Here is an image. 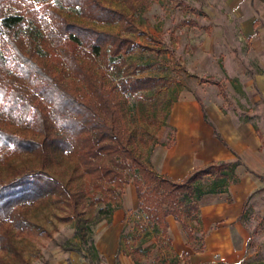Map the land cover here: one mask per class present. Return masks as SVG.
Listing matches in <instances>:
<instances>
[{
	"label": "trees",
	"instance_id": "1",
	"mask_svg": "<svg viewBox=\"0 0 264 264\" xmlns=\"http://www.w3.org/2000/svg\"><path fill=\"white\" fill-rule=\"evenodd\" d=\"M57 3L86 19L117 24L121 32L69 20L50 5L37 13L29 1L0 0V162L8 164L10 157L22 154L37 159L35 168L9 165V178L0 176V251L18 255L10 231L26 225L21 206L46 199L60 207L71 203L69 187L46 170L64 155L75 159L88 192L106 205L98 207L94 222L110 215L111 201L131 176L140 219L121 230L120 248L135 264L186 263L185 253L180 259L164 253L170 247L164 218L173 216L187 243L200 251L203 244L195 245L199 238L189 223L199 221L203 197L227 192L229 183L238 180L237 166L248 168L236 157L196 166L178 181L157 173L148 157L141 158L130 146L135 135L126 128L119 104L122 94L165 84L164 78L143 73L151 63L123 56L133 48L137 24L127 12L101 0ZM128 3L145 9L149 0ZM75 233L79 242L64 248L93 264L98 250L88 226L77 220ZM148 257L150 262L143 261ZM0 264H8L1 254Z\"/></svg>",
	"mask_w": 264,
	"mask_h": 264
},
{
	"label": "rangeland",
	"instance_id": "2",
	"mask_svg": "<svg viewBox=\"0 0 264 264\" xmlns=\"http://www.w3.org/2000/svg\"><path fill=\"white\" fill-rule=\"evenodd\" d=\"M25 1L31 2V8L37 13L43 12L45 5H50L56 7L69 20L102 30L121 32L117 24L96 22L78 15L74 9L60 8L57 0ZM101 1L124 10L138 25V30L131 34L134 39L133 48L123 56L127 60L151 63L152 66L143 73L157 75L165 80V84L155 90L122 94L119 97L125 126L135 135V141L130 144L135 153L147 159L151 145L153 148L156 144L165 143L167 137L170 138L168 135L162 136L160 129L162 126L167 128L165 122L169 108L184 93L193 94L203 104L212 102L222 113L230 114L234 118L250 120L264 139V97L256 99L258 89L254 79L256 74L264 70V65L255 62L258 56L264 58V49L255 48V42L264 44V31H256L252 36H246L240 29H235L230 23L224 25L223 20L211 17L203 9L196 10L194 15L190 12L180 13L176 7L177 1L156 0L151 2L152 6L147 10L132 8L128 0ZM132 4H137V0H132ZM188 4L194 3L190 1ZM25 18L30 19L31 14L25 13ZM261 24L262 19H256L255 25L259 27ZM247 80L249 83H246ZM141 104L146 109L144 115H141ZM167 130L172 135L169 127ZM8 162H0V176L3 180L10 176L9 165L24 169L37 167V159L32 154L10 157ZM46 170L69 187L73 195L70 198L71 203L60 207L46 199L21 206L20 210L27 219L26 225L21 230L13 228L10 231L18 255L0 251L8 264H46L54 255L66 254V245L79 242L75 233L77 220L83 226H88L94 244L98 247V240L113 220L112 214L117 209L124 210V197L129 184H132L131 176L121 190L116 189L121 193L111 201L113 209L110 215L94 222L96 210L104 203L95 199L97 195L88 192L87 181L75 159L59 155L58 161ZM241 170L243 168L239 165L235 173H241ZM244 174L249 176L254 188L246 198L242 221L250 230L251 245L258 249L260 258L264 260V189L257 187L259 180L264 184V176L249 174L246 170ZM226 196V193L218 196L207 194L203 201ZM64 216L68 217L63 219ZM114 218L116 222L117 219ZM138 219L140 214H137L136 207L128 209L123 228L128 230ZM182 234L185 239L183 232ZM197 237L202 239L200 233ZM199 239L197 246H200ZM73 252L88 263L80 253ZM108 260L109 262L106 258L102 259V254L98 251L93 264H116L115 256ZM150 260L151 257L143 259L147 263ZM183 263L180 260L179 264ZM205 264L231 263L215 260Z\"/></svg>",
	"mask_w": 264,
	"mask_h": 264
},
{
	"label": "crops",
	"instance_id": "3",
	"mask_svg": "<svg viewBox=\"0 0 264 264\" xmlns=\"http://www.w3.org/2000/svg\"><path fill=\"white\" fill-rule=\"evenodd\" d=\"M154 1L156 0H149L145 9H150L151 2ZM170 1L178 2L176 7L180 13L190 12L194 15L196 10L203 9L211 17L223 20L224 25L230 23L235 29H240L246 36H252L256 31H264V0ZM190 1L194 4H188ZM258 18H261L263 23L259 27L255 25ZM255 43V48L264 49V44ZM255 62L264 65V58L258 56ZM254 79L258 89L256 99L264 97V70L256 74ZM246 83H249V80ZM165 123L167 128L162 126L160 134L168 135L171 139L167 137L165 143L154 145L148 158L157 173L178 181L196 166L214 160H232L236 157H239L248 169L241 165L243 170L237 174V181L229 183L225 192L226 197L202 200L200 203L199 221L189 223L194 227V235L200 233L202 237L200 243L203 247L200 251L193 250L187 243L180 225L173 216H166L164 220L170 247L164 253H175L179 259L185 253L187 264H205L215 260L231 264H264L258 249L251 245L250 230L242 221L246 198L254 188L244 171L264 176V139L257 127L250 120L222 113L212 102L203 104L191 93H184L181 99L172 102ZM168 127L172 135L168 134ZM257 187L264 189L261 180L257 182ZM124 202V210L120 208L112 214L113 220L104 230L96 248L101 252L102 259L106 258L108 262L110 257L115 256L116 264H135L120 248V233L126 223V213L128 209L137 205L133 183L127 188ZM114 217L117 219L116 222ZM262 221L264 224V216ZM150 241H154V238L151 237ZM46 264L90 263L81 260L73 250H67L66 254L54 255Z\"/></svg>",
	"mask_w": 264,
	"mask_h": 264
}]
</instances>
